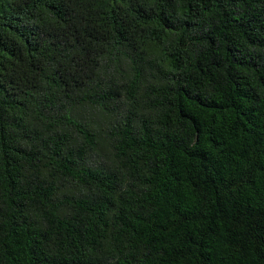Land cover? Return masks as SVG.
I'll return each mask as SVG.
<instances>
[{"label":"trees","instance_id":"obj_1","mask_svg":"<svg viewBox=\"0 0 264 264\" xmlns=\"http://www.w3.org/2000/svg\"><path fill=\"white\" fill-rule=\"evenodd\" d=\"M0 264H264V0H0Z\"/></svg>","mask_w":264,"mask_h":264}]
</instances>
